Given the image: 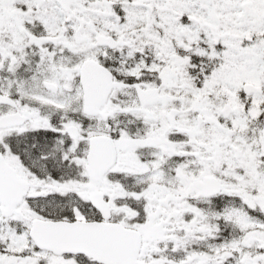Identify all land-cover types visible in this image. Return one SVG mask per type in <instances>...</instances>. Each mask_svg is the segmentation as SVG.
Segmentation results:
<instances>
[{"label": "snow or ice", "instance_id": "obj_1", "mask_svg": "<svg viewBox=\"0 0 264 264\" xmlns=\"http://www.w3.org/2000/svg\"><path fill=\"white\" fill-rule=\"evenodd\" d=\"M0 264H264V0H0Z\"/></svg>", "mask_w": 264, "mask_h": 264}]
</instances>
